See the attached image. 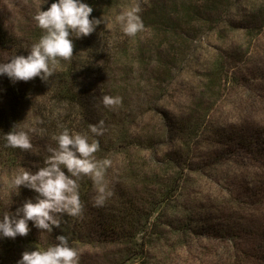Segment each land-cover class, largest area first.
<instances>
[{
    "label": "rangeland",
    "instance_id": "obj_1",
    "mask_svg": "<svg viewBox=\"0 0 264 264\" xmlns=\"http://www.w3.org/2000/svg\"><path fill=\"white\" fill-rule=\"evenodd\" d=\"M85 2L102 24L73 41V57L54 73L74 69L77 102L50 78L19 104L14 125L44 131L15 161L0 153V214L35 197L15 194L8 181L43 167L54 136L67 128L91 137L89 125L100 121L95 155L112 162L113 196L95 207L96 187L82 177L83 215L65 216L50 234L32 228L11 251L21 258L47 248L65 223L77 233L67 237L80 264H264V0H139L145 28L135 37L113 22L134 0ZM41 7L0 0V25L19 43L11 57L43 34L34 20ZM106 95L122 105L104 106ZM99 213L121 229L100 235Z\"/></svg>",
    "mask_w": 264,
    "mask_h": 264
},
{
    "label": "clouds",
    "instance_id": "obj_2",
    "mask_svg": "<svg viewBox=\"0 0 264 264\" xmlns=\"http://www.w3.org/2000/svg\"><path fill=\"white\" fill-rule=\"evenodd\" d=\"M50 5L47 10H42ZM94 9L85 0H42V7L34 20L43 34L31 45L26 55L15 54L7 62L0 63V76H6L11 82H29L38 79L48 85L50 78L61 68V61L73 57L75 40L89 37L102 24L101 18L93 17ZM139 0L125 10L113 14V22L118 24L122 33L135 37L145 28ZM102 103L109 108L122 105L120 96H104ZM42 123V121H39ZM43 132V129L29 127L12 129L3 135L6 147L30 150L33 145L31 134ZM104 121L89 125L90 137L87 133H77L67 128L54 136L56 148H50V155L44 166L35 172L20 169L8 181L12 192L19 195L21 190L34 192V198L10 210L13 201L0 214V239H16L25 237L32 228L44 233H52L59 229L65 216L81 217L84 204L80 198V180L90 177L96 187L94 206L102 207L113 196L105 179L111 160H98L96 153L100 150L99 140L93 137L104 135ZM29 222H31V227ZM55 243L35 250H25L17 264H80L78 250L71 246L69 238L58 235Z\"/></svg>",
    "mask_w": 264,
    "mask_h": 264
},
{
    "label": "trees",
    "instance_id": "obj_3",
    "mask_svg": "<svg viewBox=\"0 0 264 264\" xmlns=\"http://www.w3.org/2000/svg\"><path fill=\"white\" fill-rule=\"evenodd\" d=\"M18 44L19 43H17L16 36L8 34L0 25V63L7 62V60L11 58L7 50L10 49V47L17 48ZM16 53L23 55L27 54L21 53L19 51ZM73 70L74 69L72 67H69L66 70V73L61 74L60 76L53 75L52 79L54 82L53 89L55 92L56 89L58 91L60 90V94L62 93L63 95H66L71 102L76 103V96L70 91V83H72L73 79ZM40 84L41 82L38 79H33L29 82L21 81L13 83L6 76H0V153L6 157V160H10L12 162L13 160L15 161V158L18 157L20 149L6 147L5 141L3 140V135L8 133L14 126L13 115L18 111L17 109L19 108V104L23 103V101H25L26 98H28L32 93V90H35V88H37ZM9 112L11 113L9 114ZM97 217L99 219H104L103 224H99L102 228V231L100 230L99 232L100 235L104 233L111 234L109 228L116 230L119 228L121 229L122 227L120 223L119 226H115V224L112 225L111 221H109L111 218L104 213H99ZM62 230L65 236L77 235L76 232L66 228L65 223L63 224ZM12 242V239H0V264H17V261L20 259L11 251ZM24 245L32 247V244H26V241ZM119 262L120 261H117L111 264H118ZM119 264H122V262Z\"/></svg>",
    "mask_w": 264,
    "mask_h": 264
}]
</instances>
